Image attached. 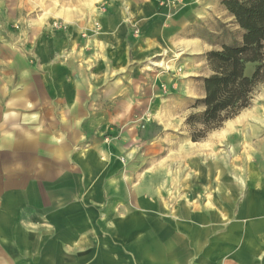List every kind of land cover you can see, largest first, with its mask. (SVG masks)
Segmentation results:
<instances>
[{
	"label": "rangeland",
	"instance_id": "rangeland-1",
	"mask_svg": "<svg viewBox=\"0 0 264 264\" xmlns=\"http://www.w3.org/2000/svg\"><path fill=\"white\" fill-rule=\"evenodd\" d=\"M223 1L0 0V126L11 112L33 115L35 124L22 122L20 117L14 122L32 128L35 143L44 134L60 139L62 131L54 127L58 116L65 122L67 108L53 106V84L66 97L81 90L86 105L82 115L86 117L79 134L81 143L73 150H81L88 166L84 172L73 166L69 154L65 160L71 164L68 170L51 167L43 171L51 161L43 140L28 148L33 153L32 161L22 160L36 162L40 169L0 170V205L8 201L4 195L10 189L23 192V205H28L33 202L27 197L29 190L36 196H45L51 190L52 183L45 179L51 182L62 178L71 185L70 179L82 181L86 175L89 181H85V192L92 191L91 204L96 208L86 206V212L93 213L91 222L95 221L97 231L101 230L99 215L104 216L109 202L114 206L112 213L119 215L124 214L129 192L134 195L127 203L131 209L138 211L141 203L146 205L147 196L137 195L145 178L152 184L151 196L160 197V205L165 208L161 215L166 220L179 219L183 213L188 217L204 208V213L213 212L228 221L237 216L238 203L248 198L252 201L251 193L259 187L252 179L264 176V124L262 131L250 137L253 130L247 126L244 131L234 128L231 133L226 129L243 115H264V83L256 87L248 108L202 139H191L202 126L187 124L190 116L203 111L199 104L204 98L203 79L211 74L207 53L242 40L243 32ZM118 2L123 7V19L133 23L118 28L123 31H118L119 41H115L114 32H104L107 29L100 20L110 15L112 7H120L113 4ZM254 69L255 64H248L245 73L250 76ZM19 99L26 102L25 107L7 106L10 100ZM14 122L5 125L13 127ZM15 131L4 126L0 137ZM63 137L71 142L67 134ZM58 143L53 150L56 159L62 157V143ZM11 149L0 144V167L15 164L8 153ZM15 177L20 180L16 186L6 188L4 183L11 182L5 180ZM104 185L116 192H106ZM102 195L106 198L101 199ZM180 204L187 210L180 212ZM111 230L109 240L115 247L121 246L115 252L122 263L143 264L140 246L119 234L113 223ZM102 239L95 235L92 240L99 243ZM163 239L169 245L175 243L172 235Z\"/></svg>",
	"mask_w": 264,
	"mask_h": 264
},
{
	"label": "crops",
	"instance_id": "crops-1",
	"mask_svg": "<svg viewBox=\"0 0 264 264\" xmlns=\"http://www.w3.org/2000/svg\"><path fill=\"white\" fill-rule=\"evenodd\" d=\"M113 4L116 5L119 2ZM121 8L123 7H112L109 10L110 15L100 20V23L107 29V31L103 30L104 32H114L112 36L115 41L119 36L118 28L125 29L129 23H133L132 21L128 23L126 18L123 19ZM122 31L120 29L119 32ZM100 37L104 36L101 34ZM53 97L51 99L54 103L53 106L67 108L63 115L65 122L62 123L58 116V123L54 127L56 131H62L60 139L48 135L49 138L47 134H44L43 139L35 143L36 137L32 135L34 134L31 132L32 128L29 131L21 125L17 126L14 122L20 117L22 122L28 121L35 124L37 122L35 116L9 113L4 123L14 122L13 127L10 124L7 126L4 124L3 127L0 126V130L5 126L6 129H15L16 131L11 134L5 133L3 138L0 137V144L5 143L12 148L8 153L12 155L13 160L15 159V164L11 167L10 165L5 168L0 167V170L32 171L40 169L38 163L22 162V160L32 161V150L28 148L40 145L43 140L47 145L45 148L47 155L51 158V161L42 167L43 171L51 170V167L56 171L68 170L71 164L65 160L69 154L73 158V166L78 165L83 172L88 168L81 150H73L79 145L78 143H81L79 134L82 132L80 130H82L86 117L85 114L82 115V108L86 107L85 97L82 98L81 90H75L73 95L66 97L63 90H57L54 84ZM10 101L8 105L6 104L9 107L16 105L25 107L26 104L22 99ZM127 102L126 100L125 104H128ZM254 117L257 118L258 115L255 114ZM258 118L264 121V115H260ZM39 132L41 133V131ZM66 134L69 136L67 139H70L71 142L63 140V136ZM58 141L62 143L60 159H56L53 153V150L60 144ZM22 151L28 154H23ZM246 168L247 170L251 169ZM88 179L86 175L82 181L79 179L71 181L70 179L71 185L65 184L62 178L53 179L51 182L49 178L45 179L44 182L52 183L51 190H48V194L45 196L41 194L36 196L34 190H29L30 195L27 197L28 199L32 198L33 202H27L28 205H23V192L10 189L4 195L8 201H4L0 205V264H125L118 258L120 256L118 251L115 252V249L121 246L115 247L109 240H112V223L115 224L119 234L122 233L132 244L140 246L143 264H264V176L261 180L252 179L254 186L259 187L251 193L252 201L248 198V203L245 201L238 203L237 216L232 217L231 221L221 219L213 212L204 213L205 208L202 209V212L194 210L197 214L191 215L190 213L188 217L183 213L179 216V219L183 218L181 220L178 218L166 220L161 215L165 209L160 205L161 199L159 196L155 197L154 194L151 196L152 184L149 183V178H145L142 189L137 192V195L143 194L142 198L144 199L147 196L146 205L140 202L141 210L131 209L127 203L132 202L134 195L129 192L128 202L125 203V210H123L124 214L119 215L112 213L114 206L109 202L108 210L104 216L101 213L99 215L98 221H100L101 230L98 231L93 227L95 221L91 222L93 213L86 212V206H90L91 210L96 211V208L91 204L92 191L85 192ZM6 181L11 184L4 183V186L10 188L16 186L15 183L20 180L15 177V180L7 178ZM157 181L159 180L154 182ZM69 186L70 189H66ZM104 186L106 192H116L111 186ZM100 198L106 197L102 195ZM34 199L36 200L34 201ZM155 202L156 206L153 204ZM178 209L180 212L187 210L183 204H180ZM98 212H100L99 209ZM114 218L116 219L111 222V219ZM165 223H168L170 227H166ZM95 235L102 237L103 241L96 243V240H92ZM166 235L174 237L173 245L165 243L163 238ZM184 239L186 241L182 243ZM176 240H180L181 243L176 244ZM89 261L92 262L88 263Z\"/></svg>",
	"mask_w": 264,
	"mask_h": 264
},
{
	"label": "trees",
	"instance_id": "trees-1",
	"mask_svg": "<svg viewBox=\"0 0 264 264\" xmlns=\"http://www.w3.org/2000/svg\"><path fill=\"white\" fill-rule=\"evenodd\" d=\"M223 5L243 32L242 40L206 55L211 74L203 79V111L187 120L202 126L193 141L248 108L256 87L264 83V0H225ZM248 64H255L250 76Z\"/></svg>",
	"mask_w": 264,
	"mask_h": 264
},
{
	"label": "bare ground",
	"instance_id": "bare-ground-1",
	"mask_svg": "<svg viewBox=\"0 0 264 264\" xmlns=\"http://www.w3.org/2000/svg\"><path fill=\"white\" fill-rule=\"evenodd\" d=\"M129 22V21H128ZM155 65V64H154ZM252 114V113H251ZM259 116V115H258ZM264 124V121L260 120L258 117L255 118L253 115L251 116L250 114H246L243 115L242 117H239L237 121L233 122L232 124H230L228 126V128L226 129L228 133L233 132L234 128H239L241 129V131H244L245 127H249L253 130V132H251L252 134L249 133V137L250 135L254 136L258 131H262V125ZM246 127V128H247ZM226 133V132H225ZM244 133V132H243ZM247 134V133H246ZM254 134V135H253ZM243 136V134H242ZM240 138V137H239ZM246 137L243 136V139L245 140V142L247 141L245 139ZM219 141V140H218ZM217 142V141H216ZM221 142V141H220ZM248 149V148H247ZM222 158V157H221ZM224 158V157H223ZM242 158V157H241ZM240 159V158H238ZM249 162V161H248ZM221 165V164H220ZM225 172V171H224Z\"/></svg>",
	"mask_w": 264,
	"mask_h": 264
}]
</instances>
